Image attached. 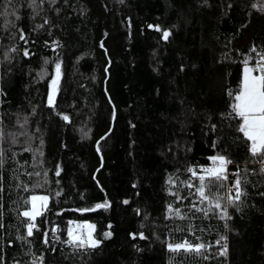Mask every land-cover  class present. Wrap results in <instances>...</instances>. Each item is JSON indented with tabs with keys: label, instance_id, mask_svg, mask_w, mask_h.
<instances>
[{
	"label": "trees",
	"instance_id": "16d2710c",
	"mask_svg": "<svg viewBox=\"0 0 264 264\" xmlns=\"http://www.w3.org/2000/svg\"><path fill=\"white\" fill-rule=\"evenodd\" d=\"M246 60L264 62V0H0V264H264V150L232 108Z\"/></svg>",
	"mask_w": 264,
	"mask_h": 264
},
{
	"label": "snow or ice",
	"instance_id": "6c2138e0",
	"mask_svg": "<svg viewBox=\"0 0 264 264\" xmlns=\"http://www.w3.org/2000/svg\"><path fill=\"white\" fill-rule=\"evenodd\" d=\"M151 27V26H150ZM157 30L159 27L157 26ZM170 33L168 31L163 32V38L167 39ZM23 38V37H21ZM27 55V53H25ZM244 76L242 81V86L239 89L238 93L235 95L236 103L232 105L233 111L237 113L239 117L242 118V124L239 127V131L244 134V136L252 142L251 150L252 153L255 155L259 152L264 150V63L257 62L256 67L252 68L248 66V61L244 62ZM57 70V77L51 81L53 91L49 95V103H53L54 93L58 89V76L60 70V64H56ZM254 72H258V75H254ZM231 95V93H229ZM65 120L68 119L67 116L64 117ZM216 165L213 168H206L203 171L207 174L209 182L216 180L219 181L221 179H226L227 177L224 175L225 173V165L230 163L227 161L223 156H214L211 158ZM193 175H195V171L191 170ZM58 174V173H57ZM200 186L196 189L199 196L202 200H209V194H206V187H205V176H200ZM171 182V181H170ZM236 189V196L234 200H239L242 194L240 188V180L237 179L234 185ZM231 191V190H230ZM32 209L31 211H25L23 213L24 216L30 218L31 221H35L36 217L42 215V210L47 206L48 197L46 196H32ZM36 201H40V207H37ZM127 203V201H125ZM229 203H233V200L230 199ZM108 207L107 201L103 204L95 205V208H106ZM215 207L217 209L221 208V204L219 203V198H216ZM95 209H82L81 211H93ZM178 212V210H177ZM224 216H227V209L223 210ZM28 235L31 236L33 232V228L36 227L34 223L28 224ZM95 226L91 224H76L73 227L68 228V236H69V243L74 244L76 247L83 248H96L100 241L96 240L92 237L91 231L88 232L87 236L85 237L83 233H77L76 230L80 229H88L94 230ZM55 231V230H54ZM105 237H109L111 235L110 232L104 234ZM221 239H226L222 237ZM47 242V241H45ZM219 244L220 241H217ZM170 249L172 250H192L199 252L201 248L204 247L202 244L198 245H191L188 242L183 244H177L175 246L169 245ZM227 253V245H224V250L221 254L226 255Z\"/></svg>",
	"mask_w": 264,
	"mask_h": 264
},
{
	"label": "rangeland",
	"instance_id": "374dc122",
	"mask_svg": "<svg viewBox=\"0 0 264 264\" xmlns=\"http://www.w3.org/2000/svg\"><path fill=\"white\" fill-rule=\"evenodd\" d=\"M261 63H264V62H261ZM248 66L249 67H252V68H255L256 67V64H253V65H251V64H248ZM245 67V66H244ZM254 75H258L259 73L258 72H254L253 73ZM243 76H244V69H243ZM243 81V80H242ZM213 167H215V166H212L211 168H213ZM226 165H225V169H226ZM32 196H46V197H48V200H47V205H48V203H49V199H50V196L48 195V194H45V193H39V194H34V195H32ZM32 200H31V206H30V208L29 209H27V210H24V212L25 211H31V209H32ZM40 201H36V205H37V207H40ZM45 209H43L42 210V212L44 211ZM38 217V216H37ZM36 217V218H37ZM33 222V221H32ZM76 224H91V225H94L93 223H91V222H78V221H74L72 224H71V227H73L74 225H76ZM95 226V225H94ZM89 231H91V234H92V237L94 238V239H96L95 238V236H94V232H95V228H94V230H88V229H83V230H80V229H77L76 230V232L77 233H83V235L86 237L87 236V234H88V232ZM97 240V239H96Z\"/></svg>",
	"mask_w": 264,
	"mask_h": 264
},
{
	"label": "built area",
	"instance_id": "2783aa9c",
	"mask_svg": "<svg viewBox=\"0 0 264 264\" xmlns=\"http://www.w3.org/2000/svg\"><path fill=\"white\" fill-rule=\"evenodd\" d=\"M228 178H230V174L228 173ZM236 179H233L232 184L230 185V190L236 191L234 185H235Z\"/></svg>",
	"mask_w": 264,
	"mask_h": 264
}]
</instances>
